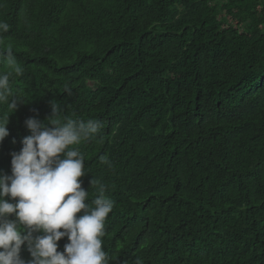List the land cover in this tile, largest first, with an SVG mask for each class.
<instances>
[{
	"label": "trees",
	"instance_id": "obj_1",
	"mask_svg": "<svg viewBox=\"0 0 264 264\" xmlns=\"http://www.w3.org/2000/svg\"><path fill=\"white\" fill-rule=\"evenodd\" d=\"M0 22L22 66L0 56L18 100L0 174L53 100L61 123L104 122L69 148L85 202H113L111 264H264V0H0Z\"/></svg>",
	"mask_w": 264,
	"mask_h": 264
},
{
	"label": "clouds",
	"instance_id": "obj_2",
	"mask_svg": "<svg viewBox=\"0 0 264 264\" xmlns=\"http://www.w3.org/2000/svg\"><path fill=\"white\" fill-rule=\"evenodd\" d=\"M8 30L9 25L0 22V31ZM0 56L22 75L10 47ZM9 79V73L0 74V104L8 102L14 112L18 100L9 102ZM50 104L52 115L45 120L25 119L30 134L22 138L19 151L10 153L11 174H0V264H111L102 237L113 202L104 197V188L92 201L95 207L85 202L88 191L79 179L86 173L84 156L69 148L102 134L104 122L91 118L61 123L54 119L62 110L60 105L53 100ZM9 114L0 116V144L10 134ZM64 237L68 242L58 251V241ZM22 246L30 259L22 258Z\"/></svg>",
	"mask_w": 264,
	"mask_h": 264
}]
</instances>
